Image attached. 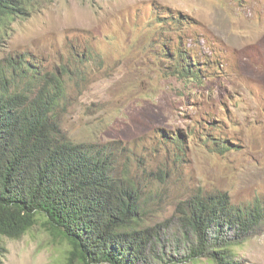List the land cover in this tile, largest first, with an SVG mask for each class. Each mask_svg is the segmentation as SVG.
<instances>
[{
  "label": "rangeland",
  "instance_id": "1",
  "mask_svg": "<svg viewBox=\"0 0 264 264\" xmlns=\"http://www.w3.org/2000/svg\"><path fill=\"white\" fill-rule=\"evenodd\" d=\"M28 8L0 33V64L24 58L42 75L66 67L56 123L143 178L145 224L159 225L151 264H216L186 258L176 210L197 194L224 193L239 208L264 203V0H32ZM163 16L184 18L180 30L158 25ZM177 48L185 61L171 58ZM26 80L15 78L18 90ZM37 220L21 238L1 239L3 264H70L68 242ZM233 241L236 260L264 264V220Z\"/></svg>",
  "mask_w": 264,
  "mask_h": 264
},
{
  "label": "trees",
  "instance_id": "2",
  "mask_svg": "<svg viewBox=\"0 0 264 264\" xmlns=\"http://www.w3.org/2000/svg\"><path fill=\"white\" fill-rule=\"evenodd\" d=\"M31 3L0 0V33L27 16ZM160 19L158 25L175 31L184 21ZM172 51L171 58L185 61L179 48ZM59 70L42 75L39 67L18 57L0 64V241L21 238L42 214L44 224L68 242L70 264H151L159 225L145 224L143 178L119 170L110 152L76 143L61 132L54 109L67 70ZM182 71L198 73L195 68ZM15 78L27 79L23 91ZM176 214L187 259L209 256L216 264H250L236 260L230 246L264 220V203L239 208L224 193L197 194L179 203ZM1 254L0 245L3 264Z\"/></svg>",
  "mask_w": 264,
  "mask_h": 264
}]
</instances>
